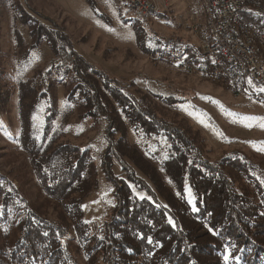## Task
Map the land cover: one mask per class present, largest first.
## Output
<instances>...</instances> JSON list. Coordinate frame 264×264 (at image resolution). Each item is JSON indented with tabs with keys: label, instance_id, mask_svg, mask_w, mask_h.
<instances>
[{
	"label": "trees",
	"instance_id": "obj_1",
	"mask_svg": "<svg viewBox=\"0 0 264 264\" xmlns=\"http://www.w3.org/2000/svg\"><path fill=\"white\" fill-rule=\"evenodd\" d=\"M0 6L24 25L26 36L14 32L20 64L43 43L52 53L15 87L0 264H264V154L208 147L179 110L187 98L165 82L113 75L48 17L18 0ZM133 21L137 47L154 60L157 35ZM6 96L0 84V107ZM99 176L112 186L111 209L86 218Z\"/></svg>",
	"mask_w": 264,
	"mask_h": 264
},
{
	"label": "rangeland",
	"instance_id": "obj_2",
	"mask_svg": "<svg viewBox=\"0 0 264 264\" xmlns=\"http://www.w3.org/2000/svg\"><path fill=\"white\" fill-rule=\"evenodd\" d=\"M18 1L23 8L39 12L59 25L72 39L77 51L96 66L113 75L138 76L139 83L143 78L163 81L169 95L187 98L179 103V110L200 130L208 147L216 150L241 147L254 155L264 154V127H261L264 124L261 119L264 118V94L258 84L247 81L242 93L234 95L229 87L199 71H183L152 60L136 45L133 20L145 24L122 10L118 0ZM192 3L194 14L201 20L202 4L199 0H192ZM184 4L182 0H168L170 10L166 17L150 13V25L153 23L149 26L150 32L189 39L191 32L180 21V16H185ZM0 9V84L7 92L5 103L0 107V168L5 170L7 164L2 154L14 147L19 130L17 81L31 75L34 67L46 62L52 53L43 43L32 48L29 57L20 64L14 32L18 30L26 36L24 25L14 21V14L2 10L1 6ZM244 117L256 119H242ZM95 134L92 130L83 141L86 138L91 141ZM224 134L237 140L231 139L234 144L225 146ZM112 197L111 184L99 176L98 187L84 201L85 217L97 219L107 215Z\"/></svg>",
	"mask_w": 264,
	"mask_h": 264
},
{
	"label": "built area",
	"instance_id": "obj_3",
	"mask_svg": "<svg viewBox=\"0 0 264 264\" xmlns=\"http://www.w3.org/2000/svg\"><path fill=\"white\" fill-rule=\"evenodd\" d=\"M185 2V16H180V21L187 29L198 31L197 22L193 15L192 0ZM211 9L210 30L214 34V46L222 47V53L228 55L230 63L234 64V71H225L221 68L220 61L213 58L210 49H205L204 41L201 40V50L191 47L189 55H177V52L156 51L154 60L175 66L183 71H193L194 67L204 69L209 78L221 85L229 86L236 84L233 89L234 95H240L247 81H252L264 88V61H260L251 51L248 37H256V43L264 46V31L250 27L236 17V10H246L264 16V0H209ZM123 10L140 17L148 24L150 11H165V8L156 7L152 0H124ZM165 13V17H166ZM157 38L166 41H175L179 44H189L183 37L164 36L157 34ZM264 94V92H262Z\"/></svg>",
	"mask_w": 264,
	"mask_h": 264
},
{
	"label": "bare ground",
	"instance_id": "obj_4",
	"mask_svg": "<svg viewBox=\"0 0 264 264\" xmlns=\"http://www.w3.org/2000/svg\"><path fill=\"white\" fill-rule=\"evenodd\" d=\"M202 4V17L201 20L196 17L194 14V6L192 3L193 15L197 22L198 31H193L192 29H188L191 32L192 38L195 40V43H191L188 39L187 42L189 44H179L175 41H166L161 40V52H177V55H189L191 52V47L194 50H201V40L200 37L204 41L205 49H210V53H213V58L216 61H220L221 68H224L225 71H234V64L230 63V58L228 55H224L222 53V47L214 46V34L210 30L211 25V9L209 6V0H199ZM120 8L123 10L124 0H118ZM152 3H155L156 7L165 8V11H150L148 13V24L150 26V13H153L156 16L165 17V13L170 10L168 7V0H152ZM1 13V9H0ZM170 14V13H169ZM236 17L240 18L241 21L250 27L257 28V31H264V16L258 15V13L246 11V10H236ZM144 24L145 21L138 17ZM150 28V27H149ZM248 44L251 45V51H254V55L260 61H264V46L256 43V37H248ZM233 91V89H231Z\"/></svg>",
	"mask_w": 264,
	"mask_h": 264
},
{
	"label": "snow or ice",
	"instance_id": "obj_5",
	"mask_svg": "<svg viewBox=\"0 0 264 264\" xmlns=\"http://www.w3.org/2000/svg\"><path fill=\"white\" fill-rule=\"evenodd\" d=\"M260 91L264 92V88L260 89ZM242 119H245V120H251V119H256V118H252V117H244V118H242ZM261 119H264V118H261ZM246 126H249V127H250L251 125H246ZM261 127H264V124H262ZM194 210H195V209H194ZM169 222L171 223V220H169ZM148 243L151 244V243H152V240L149 239V240H148ZM227 259H228V256H225V260H227Z\"/></svg>",
	"mask_w": 264,
	"mask_h": 264
},
{
	"label": "crops",
	"instance_id": "obj_6",
	"mask_svg": "<svg viewBox=\"0 0 264 264\" xmlns=\"http://www.w3.org/2000/svg\"><path fill=\"white\" fill-rule=\"evenodd\" d=\"M195 13L197 14L196 12V9H195ZM183 14H185V4H184V8H183ZM202 16V15H201ZM189 35V34H188ZM190 36V35H189ZM190 38H192V36H190ZM190 38L188 39L191 43H195V40L192 38V40H190ZM201 72V71H200Z\"/></svg>",
	"mask_w": 264,
	"mask_h": 264
}]
</instances>
